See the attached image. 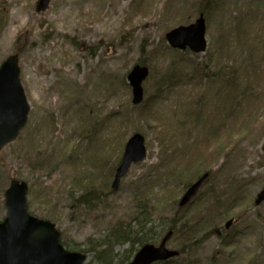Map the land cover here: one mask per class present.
<instances>
[{"label": "rangeland", "instance_id": "rangeland-1", "mask_svg": "<svg viewBox=\"0 0 264 264\" xmlns=\"http://www.w3.org/2000/svg\"><path fill=\"white\" fill-rule=\"evenodd\" d=\"M199 11L205 49L171 48L165 33ZM14 53L30 111L0 150V220L17 178L28 184V211L66 243L100 240L144 208L154 229L176 215L206 233L181 256H197L194 264H264V200L254 202L264 186V0H0V63ZM138 62L149 75L134 107L126 74ZM135 132L146 154L112 190ZM175 164L180 175L168 179ZM204 167L206 179L180 205ZM90 190L97 200L76 201Z\"/></svg>", "mask_w": 264, "mask_h": 264}, {"label": "water", "instance_id": "water-1", "mask_svg": "<svg viewBox=\"0 0 264 264\" xmlns=\"http://www.w3.org/2000/svg\"><path fill=\"white\" fill-rule=\"evenodd\" d=\"M44 2V0H41ZM205 25L202 15L188 26H179L169 31L165 37L173 48H189L201 52L205 48ZM17 55L8 56L0 65V149L15 140L25 125L29 105L19 79ZM147 76V68L135 65L127 75L131 86L132 102L142 100L141 83ZM143 137L134 133L126 142L122 160L116 169L112 188L118 187L119 178L126 172L132 161L145 156ZM205 175L187 188L179 204L183 205L195 193ZM27 184L13 179L5 191L6 216L0 221V264H82L86 255L67 251L59 243V231L54 224L31 216L26 208ZM264 200V186L256 196L255 204ZM231 220L226 222L228 227ZM169 231L159 245L144 244L134 254L128 264H151L177 255L167 249Z\"/></svg>", "mask_w": 264, "mask_h": 264}, {"label": "trees", "instance_id": "trees-1", "mask_svg": "<svg viewBox=\"0 0 264 264\" xmlns=\"http://www.w3.org/2000/svg\"><path fill=\"white\" fill-rule=\"evenodd\" d=\"M140 64H144V63L142 62ZM158 89L160 90L161 86H159ZM146 105L147 102L145 100L143 101V107ZM203 158L204 157H202V159ZM205 165L207 166V163ZM177 169H178V164H175V167L167 170V172L169 173L168 179L175 178L178 177V175H180L177 172L178 171ZM206 171H207L206 167H204L201 171L200 170L194 171L191 174L192 178H194L193 181H195L200 176L205 174ZM164 172L165 169L163 170V174ZM190 183L191 181L185 183V185L188 186ZM76 197H78L76 201L81 204H85L84 205L85 207L86 205H89L93 200L95 199L97 200L95 190H90V192L84 193L82 195L80 194ZM138 215L140 216H136L137 218L134 217L133 223L128 222L129 224L127 225L118 224L109 228L103 235H101L103 237L100 240L87 239L82 243H76V242L66 243L61 239L62 243L64 244V246H66V248L70 250H79L87 254L91 253L93 257L92 264H115V262L113 261L116 259L117 261H119V264H127L140 246L146 243H158L162 235L165 234L167 230L171 229L173 231V234L175 235L178 234L177 237L181 240L180 243L177 245V250L179 251V255L173 259H169L166 261H159L153 264H176L175 263L176 259H179L183 255V253L194 249L196 245L199 243V241L205 238L206 235V233L203 235L200 234L197 235L198 229H193L192 231L191 228L185 229L184 223L183 224L179 223L176 215H174L168 220L169 221L168 227L165 230L164 227H161V229L158 230V229H154V227L149 226L151 220L146 218L147 211H145L144 208L143 210L138 212ZM120 245L125 247H123L121 251L115 252V247ZM181 258H183L182 264H194V262L198 260L197 256H194L192 258L189 256L187 257L188 259L186 257H181Z\"/></svg>", "mask_w": 264, "mask_h": 264}]
</instances>
